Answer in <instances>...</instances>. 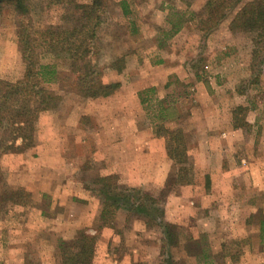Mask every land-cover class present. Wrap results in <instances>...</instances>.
I'll use <instances>...</instances> for the list:
<instances>
[{"label":"rangeland","instance_id":"obj_1","mask_svg":"<svg viewBox=\"0 0 264 264\" xmlns=\"http://www.w3.org/2000/svg\"><path fill=\"white\" fill-rule=\"evenodd\" d=\"M90 1L74 0L71 3L56 5L51 4L50 0H31V10L25 18L17 16L11 8H1L0 82L15 84L20 81L25 72L26 67L18 43L20 26L28 30L30 35L32 32L48 28L72 30L79 26L76 5L89 4ZM207 1L109 0L101 25L91 44L88 61L97 72H100L98 77L104 83L119 82L121 87L132 89L149 88L140 92L138 96L140 103L136 97L134 99L125 96L121 97V100L115 99L116 101L111 103L108 110L107 106L100 109L92 105L90 115L86 114L82 120L85 130H98L97 120L92 114L103 113L106 118L108 111V117L112 118L113 113L109 110L116 111L120 104H124L128 108L126 115H131L130 118L127 117L126 123L134 115L137 116V121L152 128L154 135L163 136L166 139L167 151L170 143L173 147L178 144L173 139H176L174 132L180 131L182 134L180 142L182 148H185L188 162L184 168L187 171L182 172L181 175L178 171L177 174L168 176L166 188L158 197V204H152L142 198L148 205V210L150 207V211L154 207L161 210L171 192L174 193L179 186L185 187L191 184L203 186L198 161V131L212 130L216 127L224 141L232 142L234 139L239 141L238 146L234 140L235 144L228 143L229 148H223L224 151H228L234 147L237 152L232 157V163H230L231 158L224 155V176L221 183L225 190L223 200L228 204L236 200L231 194L235 177L231 173L235 172L238 157L240 155L245 157L248 154L247 139L251 138L255 141V148L259 147L258 142L264 139V40L258 39L255 33H234L229 27L240 9L253 0L236 1V6L232 7L228 18L215 29L205 32L202 25L200 26V20L203 18ZM122 2L128 4L127 15L124 14L120 5ZM180 18L183 20L180 24L181 30L172 38H167L165 32L171 29L169 19L178 22ZM38 51L40 55L44 53L42 50L38 49ZM39 61L41 65L53 66L59 72L57 82L43 83L42 88L61 97L58 107L48 111L50 115H47V119H43L41 129L39 125L36 129L35 141L37 136L39 139H47L50 142L47 145L48 152L53 151L52 156L57 149L58 160L54 161V158L53 160L51 158V161L44 163L48 167L63 166L76 169L80 166L83 170L92 172L94 181L104 171L103 164L94 161L99 156L96 151L97 146L83 144L86 139L83 141L80 137L77 141L75 131L67 129V125L63 124L71 121V100L74 101L73 107L78 105L81 109L86 107V103L90 104L87 101L95 100L83 98L75 92L74 80L79 74L72 72V62L69 59L44 54L40 56ZM115 62L122 71L111 68ZM3 91L4 86L0 84V99ZM1 103L0 101V108ZM130 108H132L131 112ZM232 129L237 130L236 134H229ZM165 132L169 133L166 137ZM152 142L155 149H165L163 139L159 142L152 140ZM32 159L38 161L37 155L29 161L32 162ZM74 159H79L80 164L74 163ZM17 162L4 158V155L0 157L3 180L0 184V243L9 240L13 231L17 240L22 237L27 239L28 264H48L46 256H42V253L46 251L44 248L48 250L50 245L45 246L43 241L35 237V233H38V224L36 225L34 221L30 224L27 214L36 206H40L47 215L59 209H52L54 204L52 206L51 194L39 191L40 187L38 188L37 184L36 188L33 187V183L37 182L33 181L34 175L27 180L17 182L15 174L7 172L11 166V169H18L20 164ZM28 163L24 168L37 174L39 169L37 163ZM176 165L180 170V165ZM48 180L49 177L45 179L46 184ZM122 184H125V181L122 180ZM30 189L32 190L29 191ZM14 192L23 195L16 200L17 204L14 198L7 197V193ZM98 200L102 206L101 200L99 198ZM214 212L212 209L207 224L194 221L187 223L186 227H177L180 234V244L177 249L187 253L185 248H188L190 252L200 254L203 250L206 255L201 257L199 254L194 257L187 253L192 259L179 260L176 264H263L262 256L258 258L254 256L262 249L264 240L255 238L254 229L247 230L241 220L242 215L239 217L236 230L230 233L232 232L231 216H234L236 210L230 207L224 209V213L228 215V223L224 227L225 236L229 239L222 242L214 239L211 234L220 228L216 225L217 215ZM153 216L157 217L154 213ZM195 218L197 220L198 215ZM256 220L262 222L264 215L258 214ZM139 226L141 227L140 224L133 226L127 222L124 226L117 227L120 229L115 230L116 233H124ZM64 227L66 226H61V228ZM155 227V229L158 228V226ZM233 237L237 239H231ZM145 243L144 247L148 245L146 241ZM119 249L116 248L115 251ZM218 251L220 253L216 255L215 252ZM248 251L254 252L253 255L244 258Z\"/></svg>","mask_w":264,"mask_h":264},{"label":"crops","instance_id":"obj_2","mask_svg":"<svg viewBox=\"0 0 264 264\" xmlns=\"http://www.w3.org/2000/svg\"><path fill=\"white\" fill-rule=\"evenodd\" d=\"M148 88L121 87L108 98L87 101L90 104L86 103V107H82V109L78 105L73 107L74 101L71 100V121L63 125H67V129L75 131L77 141L80 137L83 141L86 139L83 144L97 146L96 151L99 156L94 161L100 162L104 166V171L99 177L117 176L119 187L146 193L157 203L160 193L166 188L168 176L177 174L179 171V166L173 163L168 156L166 139L154 135L153 129L138 122L135 115L126 123L127 117L130 118L131 115H126L128 108L124 104H120L116 111L109 110L113 113L112 118L108 117L107 111V120L102 112V114H92L97 120L98 130H85L82 121L86 114L90 115L92 105L100 109L107 106L106 109L108 110L111 103L116 101L115 99L121 100V97L130 96L139 100L140 92H144ZM138 102L140 103V100ZM139 107L142 109L141 106ZM47 115L50 113L40 115L38 120L40 129L43 119H47ZM198 132V161L200 162L199 169L200 176L203 177V186L191 184L183 187L184 185H182L174 193L171 192L162 205L163 217L160 223L176 227H186L187 223L194 221L195 223L207 224L213 209L217 215L216 225L220 228L213 231L214 233L211 235L215 240L222 242L229 239L225 236L224 227L228 223V215L224 213V209L230 207L236 210L234 216H231L232 232L230 233H234L239 224V217L242 215L241 220L247 230L254 229L255 238L263 241L264 220L262 222L257 221L256 216L260 213L264 215V139L258 142L259 147L257 148H255L253 139H247L248 154L245 157L242 155L238 157L235 172L231 173L232 176H235L231 194L236 200L228 204L223 200L225 190L221 183L224 176V155L226 154L231 158L230 163H232V157L237 152L234 147H232L234 150L229 149L228 151H224L223 148H229L227 147L228 143L232 145L235 144V141L238 146L239 141L237 139L232 142L224 141L216 127L212 130L204 129ZM236 132L237 130L232 129L229 134L234 135ZM231 138L233 139V136ZM162 139L165 141L163 142L165 149H155L152 146V140L159 142ZM49 143L47 139H39L37 136L34 148L20 153L4 155V158L12 162L18 161L20 164L18 169H11V166L8 171H5L15 174L17 182L27 180L34 175L33 181L37 182L33 183V187L36 188L35 185L37 184V187H40L39 191L51 194L52 206L54 204L52 209L58 208L59 210L47 215L40 206H36L32 212L27 214V218L30 224L33 221L36 225L38 224V233H35V237L43 241L45 246L50 245L48 250L44 248L46 251L42 253V256H46L48 264H61L62 250L60 246L63 242H73L80 231H87L90 235H96L100 224L102 206L97 195L99 189L92 185V172L83 170L80 166L76 169L63 166H50V168L44 163L51 161V158L52 160L54 158V161L58 160L57 149L54 156H52L53 151L48 152L47 145ZM20 144V141L16 143L17 146ZM256 149L257 152H255ZM35 155H37L38 161L32 159V162L38 165L37 174L24 168L25 164H29L28 162L32 163L29 159L31 160ZM74 163L80 164V160L74 159ZM47 177L49 180L46 184L45 179ZM122 180L125 181V184L121 185ZM196 215H198L197 220ZM114 219L111 226L98 232V242L92 264H164V261L165 264H176L179 260L192 259L184 250L165 246L162 228L155 229V226H148V222L155 223L159 219L151 221L149 218L132 215L128 209L124 208L117 211ZM236 220L238 222H235ZM127 222L133 226L140 224L141 227H135L124 233H116V230L120 229L117 227H122ZM62 225L66 227L61 228ZM68 226L69 228H67ZM11 235L9 240L0 243V264H28L27 239L22 237L17 240L13 231ZM247 239L249 240V237ZM145 241L148 245L144 247ZM162 244L163 247L161 248ZM116 248H120L119 251H115ZM215 253L219 255L220 252ZM253 253L248 251L244 258L253 255ZM259 256H262V263L264 264V245L254 257L258 258Z\"/></svg>","mask_w":264,"mask_h":264},{"label":"trees","instance_id":"obj_3","mask_svg":"<svg viewBox=\"0 0 264 264\" xmlns=\"http://www.w3.org/2000/svg\"><path fill=\"white\" fill-rule=\"evenodd\" d=\"M30 1L0 0V9L11 8L17 16L25 18L31 10ZM50 1L52 2L51 4L56 5L74 2V0ZM108 1L91 0L89 4H77L76 9L79 13L77 25L79 26L72 30L48 28L43 31L32 32L30 35L28 30L20 26L18 43L26 68L23 78L15 84L0 82L4 86L3 96L0 99L2 102V107L0 108V157L7 153H20L33 148L36 144L35 133L40 114L57 108L61 102L60 96L46 88H42L43 83L52 84L57 82L59 72L53 66L41 65L40 56L49 54L58 58L65 57L69 59L72 62V72L79 74L74 80V85H76L75 92L83 98L92 100L108 98L121 88L119 82L104 83L99 79L100 72H97L96 68L88 61L91 44L96 37L97 29L101 25L102 16ZM236 1L238 0H208L203 18L200 20V26L202 25L203 30L209 32L225 21L232 11V7L236 6ZM120 5L124 14L127 15L129 13L128 4L122 2ZM182 22V18L178 22L169 19L171 29L165 32V36L172 38L177 34L181 30L180 24ZM229 27L234 33H255L258 39L264 40V0H253L242 7L230 22ZM38 49L44 53L40 55V52H37ZM116 65L117 63L115 62L111 68L119 72L122 71V68ZM167 135L169 133L165 132L164 136L166 137ZM173 135L176 139L172 138L178 144L173 147V144L170 143L168 145V153L171 160L180 165L179 175H181L182 172L187 171L184 165L188 161L185 148H182L180 142L181 132H174ZM18 141L21 142L19 146L16 145ZM1 175L0 170V184L3 181ZM117 181L116 176L98 177L92 181V185L99 187V190L96 191L102 202L97 233L96 235H90L87 231H80L73 242H63L60 246L62 250L61 264H92L98 242V232L112 225L120 208L128 209L132 215L149 218L151 221L159 219L155 223L148 222V226L162 228L165 246H179L180 234L177 231L178 228L173 225L160 223L163 211L155 207L152 211H150V207L148 210V205L144 203L142 198L152 204H156V201L138 190L119 187ZM19 196L23 197L18 192L7 193V197L10 199L14 198L16 204ZM153 213L157 216L156 218ZM185 249L191 256L197 257L200 254L199 252L192 253L188 248ZM205 255L202 250L200 256L205 257Z\"/></svg>","mask_w":264,"mask_h":264}]
</instances>
